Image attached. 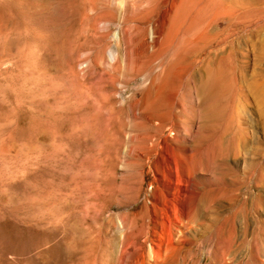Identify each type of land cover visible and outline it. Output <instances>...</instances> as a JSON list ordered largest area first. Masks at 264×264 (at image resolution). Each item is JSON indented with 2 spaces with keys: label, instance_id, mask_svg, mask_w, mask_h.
<instances>
[{
  "label": "rangeland",
  "instance_id": "rangeland-1",
  "mask_svg": "<svg viewBox=\"0 0 264 264\" xmlns=\"http://www.w3.org/2000/svg\"><path fill=\"white\" fill-rule=\"evenodd\" d=\"M263 82L264 0H0V264H264Z\"/></svg>",
  "mask_w": 264,
  "mask_h": 264
},
{
  "label": "bare ground",
  "instance_id": "bare-ground-1",
  "mask_svg": "<svg viewBox=\"0 0 264 264\" xmlns=\"http://www.w3.org/2000/svg\"><path fill=\"white\" fill-rule=\"evenodd\" d=\"M234 1H235V0H234ZM237 2H238V1H237ZM244 5H245V4H244ZM230 6H231V5H230ZM234 6H236V5H234ZM226 9H227V8H226ZM243 11H244V10H243ZM215 72H216V71H215ZM216 77H217V76H216ZM216 80H217V79H216ZM216 80H215V81H216ZM211 81H212V80H211ZM212 83H213V82H212ZM258 83H259V82H258ZM260 83H261V82H260ZM263 84H264V82H263ZM207 86H208V85H207ZM214 86H215V85H214ZM207 88H208V87H207ZM209 88H210V87H209ZM209 88H208V89H209ZM203 93H204V92H203ZM211 93H212V92H211ZM261 93H263V95H264V87H263V90H261ZM208 94H209V93H208ZM208 94H207V95H208ZM209 96H210V94H209ZM261 96H262V95H261ZM263 98H264V97H262V99H263ZM209 99H210V97H209ZM263 102H264V101H263ZM149 126H150V125H149ZM182 179H183V178H182ZM186 180H187V179H186ZM187 181H188V180H187ZM183 182H184V181H183ZM178 183H179V182H178ZM144 212H145V211H144ZM138 214H139V213H138ZM158 244H159V243H158ZM159 247H160V246H159ZM126 250H127V249H126ZM141 253H142V252H141ZM133 258H134V257H133ZM127 259H128V257H127ZM129 259H130V257H129ZM129 259H128V260H129ZM129 261H130V260H129ZM133 261H134V260H133ZM125 262H126V261H125Z\"/></svg>",
  "mask_w": 264,
  "mask_h": 264
}]
</instances>
